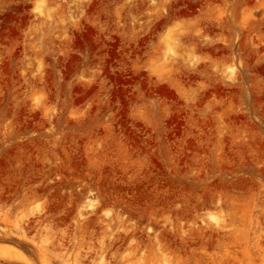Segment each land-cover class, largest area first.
<instances>
[{
    "label": "clouds",
    "instance_id": "9594fccd",
    "mask_svg": "<svg viewBox=\"0 0 264 264\" xmlns=\"http://www.w3.org/2000/svg\"><path fill=\"white\" fill-rule=\"evenodd\" d=\"M177 2L22 0L24 25L14 37L0 39V80L7 64L15 101L10 115H0V144L11 147L37 136H18L19 113H39L52 139L36 160L50 173L63 165L56 150L65 133L57 132V122L90 124L94 139L89 140L87 179L92 181L100 164L119 168L133 182L160 162L167 122L176 115L183 119L180 153L191 141L193 163L200 165L189 168L191 178L199 179L206 171L201 162L211 158L208 154L218 155L226 142L264 143V0H190L195 11L186 15L177 14ZM125 123L139 143L127 135ZM14 159L12 174L0 183V249L12 260L206 264L177 258L182 250L177 241L185 244L189 232L168 217L174 221L173 213L185 210L187 198H178L167 211L154 210L141 224L131 218L135 208L122 201L107 203L97 185L101 207L60 227L54 220L66 215L72 203L53 212L54 202L40 189L47 186L45 180L55 184L62 175L32 182L23 175L31 156L21 149ZM39 206L43 210L34 215L31 210ZM214 210L230 211L219 205ZM228 247L242 254L233 256L235 264H264V227L253 240L245 235ZM69 249L75 260L63 255ZM0 264H9L7 255Z\"/></svg>",
    "mask_w": 264,
    "mask_h": 264
},
{
    "label": "rangeland",
    "instance_id": "374dc122",
    "mask_svg": "<svg viewBox=\"0 0 264 264\" xmlns=\"http://www.w3.org/2000/svg\"><path fill=\"white\" fill-rule=\"evenodd\" d=\"M173 7L178 15L195 11L190 0H178ZM24 10L22 0H0V39L16 35L17 29L25 22ZM255 15L259 19L261 14ZM0 87L3 91V95H0V115H10L15 101L11 90V72L7 64L4 66ZM81 102L82 100H75L77 104ZM19 124L21 126L18 136H31L33 132L38 135L11 147L0 144V183L12 174L14 157L21 149L26 156H31L30 163L23 170L25 178L31 176L32 182H38L45 175L49 178L62 175L63 179L55 184L48 185L45 180L47 186L40 189L42 194L48 195L49 200L54 202L53 212H59L69 202L72 203L66 215L54 220L57 226L70 224L76 215L87 218L88 213L96 212L101 207L95 191L98 185L106 193L107 203L122 201L135 208L136 212L131 218L138 219L141 224L148 222L149 213L154 210L167 211L178 198H187L185 210L173 213L174 221L171 216L168 217L177 226L183 224L184 229L189 232L185 244L177 241L182 249L177 255L178 259L202 260L206 264H217L218 261L235 264L233 256L240 259L242 254L228 245L245 235L253 240L259 234L260 228L264 227V213L261 211L264 209V193L260 191L261 182H264V167L259 166L264 164V143H241L233 146L226 142L218 155L208 154L211 158L207 162H201L206 171L201 173L199 179L191 178L188 174L189 168L200 165L193 163L192 156L195 153L192 151L191 141L184 152L180 153L179 140L183 137V119L176 115L167 122L170 131L160 148V162L154 161V167L145 171L142 178L129 182L119 168L96 164L95 167L99 170L94 173L92 181H89L85 173L89 171L91 163L89 140L94 139L90 124L77 126L70 122L65 124L63 120L57 122V132L65 133L61 146L56 150L63 165L59 169L51 168L50 173L45 171L49 166L36 160L37 156L43 157L49 147L48 141L52 139L46 132L49 125L41 119L39 113L30 115L23 109L19 113ZM125 128L127 135L139 143V137L127 128L126 123ZM174 141L176 143L169 151V144ZM199 154L205 155L203 151ZM82 181L92 189L82 187ZM217 205L229 208V213H218L214 210ZM42 210L43 206H39L31 211L34 215H39ZM141 216L143 219H140ZM97 218L98 214L92 216L89 224L95 226ZM198 224L201 227H195ZM204 226H207V231ZM6 255L9 264H22V261L12 260L10 254H5L0 249V258H5ZM63 255L69 260H75L71 249Z\"/></svg>",
    "mask_w": 264,
    "mask_h": 264
}]
</instances>
